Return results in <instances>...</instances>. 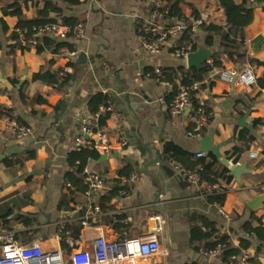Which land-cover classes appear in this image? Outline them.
Returning a JSON list of instances; mask_svg holds the SVG:
<instances>
[{"label": "crops", "instance_id": "1", "mask_svg": "<svg viewBox=\"0 0 264 264\" xmlns=\"http://www.w3.org/2000/svg\"><path fill=\"white\" fill-rule=\"evenodd\" d=\"M75 1L78 4L70 5L63 0H0V110L5 111V119L6 111L10 110L14 118L33 129L31 137L18 140L0 128V227L17 230L16 239L20 243H28L31 236L41 242L45 251H60L69 260L75 251L72 244L79 246L87 223L100 229L108 241H121L149 236L158 225L155 217L160 216L164 221V230L159 235L163 253L138 264H236L230 257L224 262L223 256L208 261L200 253L202 248L221 244L223 236L227 237L223 244L230 248L240 252L252 248V263L260 264L264 228L259 222L264 220V204L256 212L247 204L264 194V2L254 7L252 21L245 29L241 57L235 55L230 59L222 53L220 38L213 47L204 44V26L224 25L222 1L179 0L186 20L204 22L196 36L198 47L204 45L215 50L222 61L221 70L213 65L212 59L208 60L205 64L212 68L196 82L201 84V90L193 95L195 110L202 106L210 114V120L202 132L195 133L194 110L172 116L159 101L164 98L170 103L183 85L177 78L172 83L156 78L155 74L160 76L159 70L163 68H189L187 61L184 63L172 55V47L159 55L144 50L140 28L152 18L149 5L136 0ZM17 8L29 21L76 19L83 23L85 36L80 42L52 35L55 44L31 43L29 39L24 42L14 35L15 29L20 28L19 17L13 14ZM60 43L74 45L78 57L72 62L61 57V53L71 50L66 46L57 48ZM38 46L43 48L42 52ZM82 53L87 62L77 65ZM69 65L73 68L72 78L62 89L33 81L35 74H60ZM247 66H252L258 77L257 86L249 92L215 76L219 71L242 70ZM98 92L111 97L108 102L115 111L98 121V129L105 134L106 141L115 143L125 138L128 146L111 155L94 151L100 155L98 160L87 159L84 150L76 152L84 158V165L109 186V190L90 202L85 180L86 189L80 193L66 173L70 170L69 155L75 153L72 148L80 122L91 115L88 99ZM37 99L46 103H36ZM168 141L194 155L196 160L200 159L199 154L204 155L201 158L215 156L219 173L228 169L231 175L230 166L246 163L251 174H243L241 182L231 175L230 183L219 177L216 183L202 179L201 186H193L182 179L174 166L181 164L190 171L202 166L193 169L181 159L172 164L173 175H168L163 154L164 142ZM254 153L256 158L251 157ZM127 166L133 171L120 176L119 171ZM134 173L139 174V180L126 188L129 196L121 198L124 189L121 179ZM210 184L217 188L205 196V186ZM115 188L119 190L111 195L112 210L92 214V205L98 206L97 200ZM220 194H225L223 204L209 201L210 196ZM220 207L232 215V223L219 213ZM194 215L213 225L191 221ZM19 216L24 222L16 224ZM111 216L117 218L110 219ZM67 225L72 230L66 231ZM193 227L205 236L204 244L193 243ZM249 230L259 236L255 244L241 237L243 231ZM243 242L248 246L244 248Z\"/></svg>", "mask_w": 264, "mask_h": 264}, {"label": "built area", "instance_id": "2", "mask_svg": "<svg viewBox=\"0 0 264 264\" xmlns=\"http://www.w3.org/2000/svg\"><path fill=\"white\" fill-rule=\"evenodd\" d=\"M136 1L138 3L146 2L149 7L152 6L151 20H145V23L140 28L144 50L151 55H159L164 50L172 47V55L185 63L189 54L195 52L198 48L196 36L198 30L204 25L203 20L196 19L188 24L186 21L174 19L170 23L164 24L162 20L169 14L170 9L161 0ZM189 25L192 28L191 37L189 40L181 41ZM14 32L22 37L24 42H27L26 36L33 38L36 35H52L63 40H71L72 42H80L85 36V28L81 22L74 25H65L59 21L25 29L16 28ZM29 41L35 43L34 39ZM61 57L72 62L78 57V52H63ZM72 74L73 68L70 65L65 67L60 73L61 82L66 83ZM215 76L223 82L241 87L245 92H249L258 84V77L252 66H247L242 70L226 69L216 72ZM200 90V83L181 86L178 94L170 103L166 102L164 98L159 100L161 104L167 106L172 116H183L194 110L195 133L202 132L210 120V114L202 106L195 110L192 96L193 94H198ZM3 112L5 111L0 110V128L9 131L18 140H24L33 135V129L30 126L23 124L18 118L5 119ZM114 112V107L107 102L101 105L93 115L83 118L79 125V134L75 139L72 152L93 150L111 155L114 152L125 149L128 146L125 138H120L115 143L106 141L105 134L97 126L100 119L112 116ZM193 134V132L189 133L190 136ZM203 156V154L198 155L199 158ZM251 157L256 158L257 154L254 153ZM77 165H81V162L77 161ZM174 169L189 184L201 186L203 167H200L197 171H190L185 166L178 164L174 166ZM81 174L87 185L86 196L90 202L95 196L109 190L106 181L98 173L89 170L86 166L83 167ZM138 180L139 174L137 173L122 178L120 183L124 189L120 192V197L127 198L129 192L126 188ZM216 188V185H206L204 195H211ZM100 211L98 206L92 205V214H99ZM219 213L228 223L234 221L232 215L223 207L219 208ZM155 220L158 225L149 236L121 241H108L100 229L87 223L82 230V240L79 246L76 243L72 244V248H75V251L71 254L69 260H66L60 251H45L41 242L31 236L28 237L30 240L28 243H20L16 239L17 230H6L0 227V243L2 244L0 264H138L139 262H148L163 253L159 235L164 230V221L160 216L155 217ZM259 226L264 228V220L259 222ZM241 237L254 244L259 238L258 234L253 230L243 231ZM226 248L227 245L221 243L214 248H202L200 253L205 260L212 261L221 257ZM252 258V248H245L242 249L240 254L231 256L230 261L236 264H254L252 263ZM260 260V264H264V254Z\"/></svg>", "mask_w": 264, "mask_h": 264}, {"label": "trees", "instance_id": "3", "mask_svg": "<svg viewBox=\"0 0 264 264\" xmlns=\"http://www.w3.org/2000/svg\"><path fill=\"white\" fill-rule=\"evenodd\" d=\"M67 4H78L75 0H63ZM165 6H167L170 9V12L168 15L165 16V18L162 20V23L167 24L171 21L180 20V21H186L188 24L190 23L189 20H186L182 13V7L179 0H161ZM224 4L225 8V14L226 19L224 22V25L222 27H216V26H204L203 31L206 33L204 36V44L207 47H213L215 44V41L217 38L221 39L220 47L222 49V53L227 55L230 59H233L235 55H240L241 46L244 44L245 40V29L246 27L251 23L252 17H253V11L254 7L258 4H261L264 2V0H242L241 2H237L236 0H221ZM152 9V6L150 7ZM14 15H17L19 17V27L20 29L25 28H31L34 26H43L46 24L55 23L54 20H48V21H29L26 18H24L21 15L20 10L17 8V10L14 11ZM63 24L65 25H74L78 22V20L73 18H63ZM191 26L189 25L188 30L183 34L181 41L189 40L192 33H191ZM15 37L19 36L18 34ZM27 40L34 39L36 42L43 41L45 44H55V40L51 37V35H43L41 38H38V35L33 36H26ZM32 38V39H31ZM68 47L71 51H76V48L72 44H57V48L61 47ZM38 51L42 52L43 48L38 46ZM220 55H216L211 61L213 62L214 66H220L222 70V61L220 60ZM72 66L75 67V65L72 63ZM212 67L207 66L205 64L201 70L197 69H189L185 70L183 67H179L178 69L175 68H163L160 69V76L155 74V77H160V79H169L172 83H174L175 78L179 79L182 82L183 86L192 85L198 81L201 80L202 76L206 74ZM70 77L67 80V84L71 81ZM33 81H40L48 85L56 86L57 88H64L67 84H63L60 80V74L58 73H51V72H40L38 74H35L33 76ZM195 95V94H193ZM193 97V96H192ZM195 99V97H194ZM109 100H111V97L108 94H103L102 92H98L96 94H93L88 99V108L90 111V114L93 115L101 105L107 103ZM36 103H46V101H40L36 100ZM195 103L196 100H195ZM194 107H197L196 104H194ZM7 118H14V115L10 110L6 111ZM261 122V121H258ZM85 154L87 155V159L91 158L94 160L100 159V155L97 152L94 151H85ZM163 154L165 156L166 164L164 166V170L168 175H173L172 171V164L174 162H177L178 160H185L187 165L191 168L195 169L198 165H201L204 170L202 172V179L205 181H209L211 183H216L217 179L223 178L227 183H230L232 181V177L230 175V172L228 169H223L221 173L219 171H216V165H218V161L215 156L209 155L208 158H200L195 159L194 155L184 151L182 148L177 146L173 142H164L163 147ZM80 161L81 165H77L76 162ZM68 164L70 167V170L66 173V178L68 181L72 184V186L80 193H83L86 189L84 178L81 175L84 165V158L79 155V153H72L69 155L68 158ZM133 169L130 166H127L119 171L120 176H126L129 175ZM122 189V188H121ZM119 190L118 188H115L114 190L110 191L109 194H105L101 196L97 200V205L101 209V213H107L112 210V207L110 206L109 202L111 199V195H115V193ZM210 202L216 201L219 204H223L225 200V194L223 195H212L209 197ZM111 218H117V216H111ZM198 220L203 221L205 224L208 223L206 218L198 217L196 215L191 217V221L196 222ZM16 224H21L24 221L22 220V217H16L15 219ZM208 226H212L213 224L210 223L207 224ZM12 229V228H11ZM72 230L68 225L66 226V231ZM192 233V239L193 243L196 242H202L204 244L205 236L202 235L201 231L198 230L196 227H193L191 230ZM263 236V235H262ZM77 236L75 235V238ZM264 238V236H263ZM227 237L223 236L221 237L220 243H226ZM219 243V242H217ZM215 244H213L214 246ZM243 247H247L248 244L246 242L242 243ZM197 249V248H196ZM239 249H233L227 246L226 250L223 252V258L224 262H227V258L237 255L239 253Z\"/></svg>", "mask_w": 264, "mask_h": 264}, {"label": "water", "instance_id": "4", "mask_svg": "<svg viewBox=\"0 0 264 264\" xmlns=\"http://www.w3.org/2000/svg\"><path fill=\"white\" fill-rule=\"evenodd\" d=\"M217 52L220 53L221 50L219 49L217 50ZM215 55H216L215 50L211 48H207L204 45H200L195 52L189 54L187 58L186 66L189 69L201 70L202 66L208 60L213 59ZM86 62H87L86 55L82 53L77 61V65L85 64ZM247 167L248 165L246 163L237 165L235 167L230 166L232 177H234L237 180V182H241V177L243 174H251V171L248 170ZM263 204H264V194L259 195L254 200L250 201L247 204V207L251 211L256 212L262 208Z\"/></svg>", "mask_w": 264, "mask_h": 264}]
</instances>
